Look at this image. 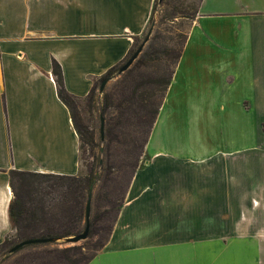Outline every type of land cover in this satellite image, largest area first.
Wrapping results in <instances>:
<instances>
[{
  "label": "crops",
  "instance_id": "obj_1",
  "mask_svg": "<svg viewBox=\"0 0 264 264\" xmlns=\"http://www.w3.org/2000/svg\"><path fill=\"white\" fill-rule=\"evenodd\" d=\"M155 3L0 0V245L14 233L13 202L18 212L13 171L81 172L54 62L86 98L128 57ZM175 98L199 101L186 142L163 134ZM144 156L88 264H205L232 244L264 259V0L201 1Z\"/></svg>",
  "mask_w": 264,
  "mask_h": 264
},
{
  "label": "rangeland",
  "instance_id": "obj_2",
  "mask_svg": "<svg viewBox=\"0 0 264 264\" xmlns=\"http://www.w3.org/2000/svg\"><path fill=\"white\" fill-rule=\"evenodd\" d=\"M200 2L164 0L159 3L145 33L135 40L134 51L152 30L144 52L139 55L140 65L130 73L117 71L102 92L103 81H98L94 101L84 98L73 104L76 120L90 141V144H82L81 172L77 176L84 179L92 172L93 178L98 176L91 195L90 236L78 243L68 242V237H64L48 243L29 244L14 253L2 248L0 264H84L86 258L95 252L91 245L96 247L105 241L131 177L137 165L146 158L144 149L151 125L146 115L147 109L151 108H144L139 100L150 81L154 78L159 80L175 68L177 53L184 45ZM135 91L136 101L128 102V96ZM161 95L159 85L153 96L156 104ZM175 99L169 108L173 112L167 113L169 128L163 134L170 141L186 142L192 139V124L201 110L197 105L199 101H190L188 109L185 99ZM13 182L21 215L16 221L18 228H14L13 235L9 236L11 243L22 242L43 229L55 234L71 233V236L85 230L90 194L85 199L81 196L80 182L20 176H14ZM77 249L83 253L77 254ZM242 252L237 251V244L228 245L225 250L218 245L217 251L209 255L205 264H264V259L255 256L258 252L251 251L246 255Z\"/></svg>",
  "mask_w": 264,
  "mask_h": 264
},
{
  "label": "trees",
  "instance_id": "obj_3",
  "mask_svg": "<svg viewBox=\"0 0 264 264\" xmlns=\"http://www.w3.org/2000/svg\"><path fill=\"white\" fill-rule=\"evenodd\" d=\"M164 1V0H163ZM162 1V2H163ZM202 1V0H201ZM160 0H156V3H155V7L159 4V3H162ZM201 3V2H200ZM155 9V8H154ZM151 22H152V17H151ZM186 39L187 37H185V41H184V44L186 42ZM134 46H136V42L134 44ZM184 47V45H183ZM183 47L178 51L177 53V56H176V59H175V68L180 60V57H181V54H182V51H183ZM134 48H132V50L130 51L128 57L125 59V61H123L122 63L114 66L113 68H111L104 76H102L98 81H105L106 79H111L115 76V73L117 71H121L122 67L124 66V64L135 54V52L137 51H134ZM139 48V47H138ZM144 52V50L142 51V53ZM141 53V54H142ZM140 60H141V56H139L135 62L131 65V67L126 70L125 72H132V70H134V68H137L139 65H140ZM53 72H54V76H55V79H56V82H57V86H58V93H59V96L60 98L65 102V104L69 107L70 111H71V114H72V117H73V120H74V124H75V128L80 136V140H81V148H82V144L84 142H86L87 144H90V141H89V138L86 136V132L79 126L77 120H76V117H75V114H74V108H73V104L79 100V98H77L76 96H74L73 94H71L65 87V83H64V76H63V70H62V67L61 65L55 61L54 64H53ZM175 68L172 69V71H170V73H168V75H165L163 77H160L159 80H156V78H154L152 81H150L146 88H145V94L143 96H141V100H139V102L142 104V106L144 108H151V109H147V115L146 117L147 118H150V120H148L150 122V130H149V135L152 131V128H153V125L155 123V120L158 116V113H159V110L163 104V101L165 99V96H166V93H167V90L171 84V80H172V77H173V74H174V71H175ZM98 81L96 82V84L94 85L93 89L91 90V92L89 93V95L86 97V98H90L91 101H94L95 100V89H96V86H97V83ZM160 85V90H162V97L160 98V100L158 101V103L156 104V102H154V99H153V96H155L156 92H157V89ZM136 95H137V92L135 91L130 93V95L128 96V102H135L136 101ZM109 100H110V97H109ZM106 101H108V96H106ZM150 113V114H149ZM150 115V116H149ZM148 141V140H147ZM138 166V165H137ZM136 171V170H135ZM12 177L14 176H21V177H24V178H27V177H30V178H36V179H41V178H45V179H50V178H64V179H70L72 181H77V182H80V188H82V194L81 196L85 199L87 194L89 195L91 193V189H92V186L94 185V181L95 179L98 177L97 175L93 178V172L91 173V175H89L88 177L84 178V179H81L79 178L78 176H63V175H51V174H37V173H31V172H17V171H13L12 173ZM84 183V185H83ZM90 196V195H89ZM89 201V200H88ZM88 205V203H87ZM122 205V204H121ZM121 205L119 206L118 208V213L121 209ZM20 213L19 211L16 212L15 209H14V202L12 203L11 205V210H10V218H11V223L13 225V228H18L17 226V220L20 218ZM117 218V217H116ZM116 220V219H115ZM115 223V222H114ZM86 225H87V209H86ZM90 225L92 226V223H91V220H90ZM114 225V224H113ZM113 225L112 227L110 228V231H109V234L107 236V238L105 239V241L103 242H100L98 243V246L95 247V245H91V247L93 246L94 247V250L95 252L93 254H91L90 256H88L86 258V261L84 264H88L95 256L96 254L98 253L99 250H101L105 244L107 243L110 235H111V232H112V228H113ZM90 234V233H89ZM35 236H32L28 239H36V238H53V239H56V238H64V237H70L72 234L71 233H63V234H55L53 233L52 231H50L49 229H43L41 231H38L36 234H34ZM90 236V235H89ZM88 236V237H89ZM27 240V239H26ZM20 243V242H19ZM18 243H11V239L10 237H7L6 240L0 245V249H4V250H9V252L11 251V249L17 245ZM22 248V247H21ZM20 248V249H21ZM69 251L70 250H74V249H68ZM78 250V253L77 254H81L83 253L81 251V249H77ZM11 253V252H10Z\"/></svg>",
  "mask_w": 264,
  "mask_h": 264
},
{
  "label": "water",
  "instance_id": "obj_4",
  "mask_svg": "<svg viewBox=\"0 0 264 264\" xmlns=\"http://www.w3.org/2000/svg\"><path fill=\"white\" fill-rule=\"evenodd\" d=\"M161 2L163 0H160ZM152 30L149 32L148 36L146 37V39L144 40V42L142 43V45H140V47L137 49V51L135 52V54L126 62V64L122 67L120 72H125L126 70H128L131 65L135 62V60L139 57V55L142 53V51L144 50V47L146 45V43L148 42L150 35H151ZM108 79H106L105 81H103L102 86H101V92L103 91L105 84L107 83ZM102 137L104 138V124H102ZM92 191H93V186L91 189V193H90V197H89V201H88V205H87V225L86 228L83 232L78 233L74 236L68 237L67 240L68 242H72V243H78L81 240H85L88 238L89 233H90V215H91V195H92ZM55 239L53 238H36V239H27L24 240L20 243H18L17 245H15L12 249H11V253L16 252L17 250H19L21 247L25 246V245H29V244H36V243H48V242H52Z\"/></svg>",
  "mask_w": 264,
  "mask_h": 264
}]
</instances>
